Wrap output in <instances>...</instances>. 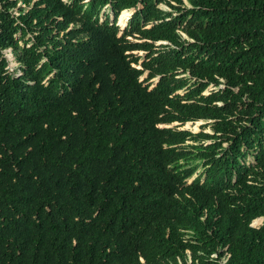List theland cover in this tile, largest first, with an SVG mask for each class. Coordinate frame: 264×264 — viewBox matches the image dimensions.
Here are the masks:
<instances>
[{
  "label": "trees",
  "instance_id": "obj_1",
  "mask_svg": "<svg viewBox=\"0 0 264 264\" xmlns=\"http://www.w3.org/2000/svg\"><path fill=\"white\" fill-rule=\"evenodd\" d=\"M262 217L264 0H0V264H264Z\"/></svg>",
  "mask_w": 264,
  "mask_h": 264
},
{
  "label": "rangeland",
  "instance_id": "obj_2",
  "mask_svg": "<svg viewBox=\"0 0 264 264\" xmlns=\"http://www.w3.org/2000/svg\"><path fill=\"white\" fill-rule=\"evenodd\" d=\"M66 1H67V0H66ZM162 7L165 8V9H169V7H167L166 5H162ZM132 14H133V10H131L130 13H128V14L125 15L124 17H123L122 14L120 15L119 20H118V23L120 24L121 28L124 27V26H122L121 23L124 24L126 21H129L128 18H129ZM141 53H142V52H140L139 54H141ZM5 54H6V56H7V57L9 58V60H10L9 69H10V70H14V69L18 66V63H17L16 58H15V56H14V54H13V51H11L10 49H7V50H5ZM17 74H18V73H17ZM155 82H156V81L153 82L152 86H154ZM151 83H152V82H151ZM212 89H217V87L210 86V87L207 88V90L205 91V93H207V94L210 93V92L212 91ZM206 122H207V121H203V120H201V121H197V122H195V123H193V122H188V123H186L182 128H184V129H187V128H188V129H191V130L197 132V131H200V130L202 129V125L205 124ZM250 160L252 161L253 158H250ZM263 222H264V217H262V219H261V221H260L259 224L254 225V226L259 227V226H261V225L263 224Z\"/></svg>",
  "mask_w": 264,
  "mask_h": 264
},
{
  "label": "bare ground",
  "instance_id": "obj_3",
  "mask_svg": "<svg viewBox=\"0 0 264 264\" xmlns=\"http://www.w3.org/2000/svg\"><path fill=\"white\" fill-rule=\"evenodd\" d=\"M128 13H130V10H124L123 12H122V15H123V17L125 16V15H127ZM130 18V17H129ZM129 18H128V20H129ZM127 22L128 21H126L124 24L123 23H121L122 24V26H126L127 25Z\"/></svg>",
  "mask_w": 264,
  "mask_h": 264
},
{
  "label": "clouds",
  "instance_id": "obj_4",
  "mask_svg": "<svg viewBox=\"0 0 264 264\" xmlns=\"http://www.w3.org/2000/svg\"><path fill=\"white\" fill-rule=\"evenodd\" d=\"M126 10H128V9H126ZM130 11H131V10H130ZM121 14H122V13H121ZM131 16H132V15H131ZM131 16H130V18H131ZM130 18H129V19H130ZM118 24H119V23H118ZM119 25H120V24H119ZM127 25H128V22H127ZM127 25H126V26H127ZM126 26H125V27H126ZM125 27H123L122 29H124ZM7 49H10L11 51H13L12 48H7ZM7 49H5V50H7ZM5 50H4V52H5ZM13 54H14V53H13ZM5 55H6V54H5ZM8 59H9V58H8ZM17 73H18V75L21 74V72H17ZM252 225H253V223H252ZM253 226H254V225H253Z\"/></svg>",
  "mask_w": 264,
  "mask_h": 264
}]
</instances>
